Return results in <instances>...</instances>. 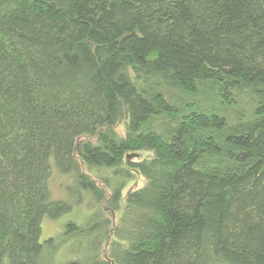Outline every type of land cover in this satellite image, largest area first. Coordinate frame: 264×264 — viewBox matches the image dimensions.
I'll use <instances>...</instances> for the list:
<instances>
[{
  "label": "trees",
  "instance_id": "1",
  "mask_svg": "<svg viewBox=\"0 0 264 264\" xmlns=\"http://www.w3.org/2000/svg\"><path fill=\"white\" fill-rule=\"evenodd\" d=\"M0 264H264V0H0Z\"/></svg>",
  "mask_w": 264,
  "mask_h": 264
},
{
  "label": "rangeland",
  "instance_id": "2",
  "mask_svg": "<svg viewBox=\"0 0 264 264\" xmlns=\"http://www.w3.org/2000/svg\"><path fill=\"white\" fill-rule=\"evenodd\" d=\"M123 128H124L123 123H120L118 125L119 131H122ZM143 155H144V153H141V152L138 153L137 152L134 154V157L140 158ZM73 182H74V180H73V177L71 175H66V174L60 172L53 165L52 174H51V178H50V187H51L53 197L64 199L67 201L75 199V202L77 204L74 205L71 212L65 214L64 216H62L59 219L55 220V219H51V218H46L44 220V222H43V234H42L43 239H46L50 236H56V235L61 234V230H62L65 222H67L68 220H70L72 218H76L77 220H82L84 218L85 214L87 213L86 210L90 209V207L88 206L87 203L86 204L78 203V200L84 196V193H82L80 191V196L78 199H77V193H74L76 195L75 197L71 196V193L69 192L68 189L69 188L75 189L74 185L72 186ZM143 182H144L143 178L138 176L136 178V180L132 181L125 188L123 196L126 197L130 191H132V190L140 187L141 185H143ZM75 191H76V189H75ZM86 200H89V196H86ZM75 247H77V245H75ZM63 248H65L64 252L58 253L60 255V257L58 255L59 259H63L65 253L67 254V256L71 255V252L69 250L72 248V244L63 245L62 249ZM60 262H62V260H60Z\"/></svg>",
  "mask_w": 264,
  "mask_h": 264
}]
</instances>
